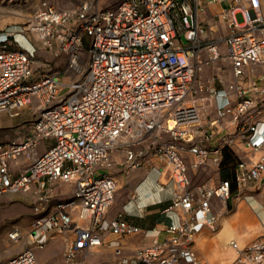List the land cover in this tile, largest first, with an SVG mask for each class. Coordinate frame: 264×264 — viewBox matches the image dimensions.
Returning <instances> with one entry per match:
<instances>
[{
  "label": "built area",
  "instance_id": "obj_1",
  "mask_svg": "<svg viewBox=\"0 0 264 264\" xmlns=\"http://www.w3.org/2000/svg\"><path fill=\"white\" fill-rule=\"evenodd\" d=\"M226 1L220 21L203 26V0H121L115 7L79 0L65 9L45 0L28 29L55 55L68 56L67 74L88 53L81 75L66 81L60 71L36 69L33 41L25 37L23 48L14 44L18 37L0 33V111L33 112L18 137L0 138V195L34 194L28 231L14 226L8 233L24 247L0 264H39L37 250L57 232L65 240L63 264H85L103 244L127 264L122 242L109 234L122 239L150 230L108 216L118 187L116 155L127 175L161 160L160 172L175 184L166 211L180 214L178 223L151 230L131 264H210L195 240L219 227L216 207H227L233 179L197 183L194 175L220 167L232 147L240 157L234 170L240 192L264 179L262 0ZM222 28L228 32L214 35ZM64 183L70 195L59 190ZM231 243L244 260L264 263V236L243 247Z\"/></svg>",
  "mask_w": 264,
  "mask_h": 264
},
{
  "label": "crops",
  "instance_id": "obj_2",
  "mask_svg": "<svg viewBox=\"0 0 264 264\" xmlns=\"http://www.w3.org/2000/svg\"><path fill=\"white\" fill-rule=\"evenodd\" d=\"M227 7L228 2L226 0H203V10L200 14V19L202 21L203 26L213 24L217 22V19L219 22L220 13L224 11ZM262 8L264 12V0H262ZM226 153L227 155L225 156ZM231 155H235L237 158L240 159L236 150H234L232 147H226L224 150V161L225 159L226 161H229L230 157L232 158ZM119 157L121 156L116 155V162L114 163V166L112 168V172L116 175V178L118 180V187L114 202L112 203L111 208L108 212V216L110 218H114L122 215L124 218L128 219L135 225L142 227L144 230H150L148 235L138 234L128 236L122 239L117 238L122 242L124 249V254L123 256H121V259L124 258L127 260V264H131L135 250L142 245L150 243V241L152 240L153 231L151 230H153V228L160 229L165 225H169L172 223H178L180 220V214L175 211H166V209L172 202L175 184L173 181L166 180L160 172V169L163 166V162L161 160L157 159L154 167H152L151 165H145L132 170L127 175L123 174L121 171L122 167L119 163ZM209 166H212L214 176L204 181H208L212 184L219 183L221 179H218L219 177L215 176L218 175V172H216V165ZM154 172L155 175L152 176V173ZM234 177L235 174L232 175L233 191L235 190V194L231 197V199L228 200L227 208H231L232 212L237 208L236 195H240V197L246 198L245 210L247 213H249L248 220L250 222L247 220L240 219H235V221L237 220V232H239V234L243 238H245V240H247L254 234H256L255 231L254 233L250 231L251 227L249 225L256 224L258 222L264 224V209L262 211L259 208L260 204L261 206H263L262 208H264V188L262 189V187H264V179L258 181L254 186H248L242 192H240V190L237 188ZM149 179L151 180L155 188H150L146 185ZM215 203L216 205H218V200H215ZM257 206H259V209L257 208ZM217 209L218 208L216 207V210ZM219 214L222 217L223 215H229L225 214L224 211L219 212ZM208 230L209 229L206 228L201 235H198L195 240V248L197 249L199 256L211 264L209 258H211L210 254L212 251L211 246L213 245V240L212 235L209 234ZM257 232H259V230ZM203 239H206L205 241L209 242L210 245L208 246V243L206 245H202L201 242ZM57 241H62V244L65 247V240L63 234L57 232L44 249L37 250L39 264H45L46 258L51 257L50 255L52 249H49L48 246L52 243H56ZM47 250H49V253ZM93 251L95 253L100 254V257L102 256L103 260L107 261L108 263H111V253H113L114 262L116 261V263L114 264H119L118 262L120 260V257L116 254L113 245L103 244L99 247H96L90 252V255L93 254ZM90 255L86 258L85 264H88V261L90 262L93 260H90ZM6 257L7 255L5 254L3 258ZM219 263L218 260L215 261V264ZM60 264H63V256H61Z\"/></svg>",
  "mask_w": 264,
  "mask_h": 264
},
{
  "label": "rangeland",
  "instance_id": "obj_3",
  "mask_svg": "<svg viewBox=\"0 0 264 264\" xmlns=\"http://www.w3.org/2000/svg\"><path fill=\"white\" fill-rule=\"evenodd\" d=\"M43 1L45 0H0V33L3 32H10L12 34V38H19L20 40L18 42H14V44L17 46H21L23 48H28V44L26 42H23L25 37L30 39V41H33L37 47L36 52V69L37 70H44V69H52L53 71H60L61 73V79L62 80H69L70 78H77L81 75L82 70L85 69L88 63V53L83 52L79 58L78 62V69H72L70 74H67V72H64L66 66L68 63H66V57L65 55L57 56L55 55L53 50H50L47 48L41 40L33 34L28 29V24L31 21V16L34 13L35 9L38 8L40 5H42ZM53 4H55L56 7L65 9V8H71L76 7L79 4V0H49ZM121 0H103V3L106 7H115L117 6ZM237 19L239 21L244 20V16L242 13L237 14ZM228 30L225 28H222L221 31L218 30L215 32L214 35H223L227 33ZM185 40L184 42H186ZM222 45V44H221ZM222 50H225V47L222 45ZM220 65H224L223 72H226L227 74H230L228 68V63L225 60L220 61ZM219 70L216 67L210 68L206 70V72L203 74V79L205 81L208 79V77L214 73H217ZM231 77L230 75L227 78V81H230ZM33 119V112L32 109L26 108L23 110L21 115L18 116H12L7 111H0V138L2 139H8L11 137H18L21 133L24 132L23 125L26 123V121L30 122V120ZM50 145V142H42L38 151L41 153L46 149V147ZM238 159L235 155H233V158L229 161H224L219 166H216V172H218V175H215L219 177L218 179L223 178H232V175H234L235 167L238 163ZM155 175V172L152 173V176ZM151 176V177H152ZM214 176V171L212 170V166H205L202 167L195 175L194 180L195 182L199 183L201 181H204L206 179H209ZM150 177V178H151ZM147 186L150 188H155L151 180L149 179L146 183ZM255 185V184H254ZM253 185V186H254ZM60 191H64L63 196L70 195L72 192V187L69 188L66 186V183L60 185L59 187ZM261 191V190H257ZM235 194V190L233 191V195ZM237 197V195H236ZM34 200V194L32 192H25V191H19V192H11V193H4L0 195V263L5 262L4 260L9 259V257L12 256L15 252L19 251L22 245L20 243L13 242L9 239L8 233L14 226H19L23 232H27L30 223L32 220V204ZM225 214H229L232 212L231 208H223L221 212ZM220 226V225H219ZM264 229V228H263ZM218 230V229H217ZM217 230H209V234L212 235V240H215V235ZM264 236V230H259L256 234H254L249 239L245 240L244 244H248L249 242L261 238ZM110 239H117L116 236L111 235ZM238 240V239H234ZM51 250V257L46 258L45 264H60L61 256L63 254L64 245L62 244V241L52 243L48 246ZM46 248V249H48ZM212 248V246H211ZM45 249V250H46ZM209 249V248H208ZM49 253V250H47ZM7 255L6 258H3ZM112 254L111 263H108L107 261L103 260V257H100V254L93 253L90 255V260L88 261V264H114V256ZM110 254V256H111ZM100 257V258H99ZM7 261V260H6ZM230 264H255L248 260H242L237 259L235 262H231Z\"/></svg>",
  "mask_w": 264,
  "mask_h": 264
},
{
  "label": "bare ground",
  "instance_id": "obj_4",
  "mask_svg": "<svg viewBox=\"0 0 264 264\" xmlns=\"http://www.w3.org/2000/svg\"><path fill=\"white\" fill-rule=\"evenodd\" d=\"M65 57H66V63H68L69 58L67 55H65ZM162 175L164 176V178L166 180H168V177L165 175V173H162ZM263 188L264 187H262V189ZM236 203H237V208L231 214L223 215V217L219 214V219H220L219 225L220 226L217 228L218 230L216 229L217 232L215 235V240L212 241L213 245H212V251L210 254L211 258H209L211 264H215V261H217V260H218V263L220 262L219 264H227V263L229 264L231 262H235L237 259H243V258H241L238 251L233 247L231 242L234 239H238L237 241L239 242L241 247L246 245V244H244L245 238H243L239 234V232H237V228H236V224H237L236 221L237 220L235 221V219L249 221L248 220V218H249L248 214L249 213H247L245 210V205H246V198L245 197H240V195H238ZM259 206H257V208L259 207L263 211V209H264V208H262L263 206H261V204ZM217 208H218L217 210L219 212H221V210L223 209V207H221L220 205H218ZM256 224L249 225L251 227L250 231H252L253 233L255 231V233H257V231L260 229L264 230L263 229L264 228L263 223L258 222ZM204 230L202 232H200V235L204 232ZM70 237H73V234H70ZM205 240L206 239H203L201 244L206 245L208 243L207 245L209 246L210 243L206 242ZM113 242H116V241H113ZM20 245H22V247L20 248V249H22L24 247V244L20 243ZM93 253H95V252L93 251ZM38 263H39V260H38Z\"/></svg>",
  "mask_w": 264,
  "mask_h": 264
},
{
  "label": "trees",
  "instance_id": "obj_5",
  "mask_svg": "<svg viewBox=\"0 0 264 264\" xmlns=\"http://www.w3.org/2000/svg\"><path fill=\"white\" fill-rule=\"evenodd\" d=\"M226 155H227V153L225 154V156H226ZM231 156H232V155H231ZM232 158H233V156H232ZM232 158L230 157V159H232ZM230 159H229V160H230ZM225 161H226V159H225Z\"/></svg>",
  "mask_w": 264,
  "mask_h": 264
}]
</instances>
